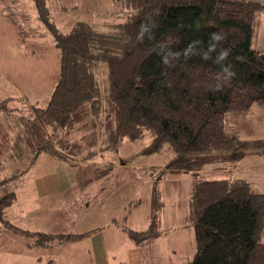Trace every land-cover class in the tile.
<instances>
[{
	"label": "trees",
	"instance_id": "trees-1",
	"mask_svg": "<svg viewBox=\"0 0 264 264\" xmlns=\"http://www.w3.org/2000/svg\"><path fill=\"white\" fill-rule=\"evenodd\" d=\"M32 1L60 49L49 100L24 120L21 138L33 160L45 153L76 163L126 139L152 137L145 152H173L168 170L195 174L186 225H194L196 252L188 264H264V193L244 180L198 175L207 165L264 152V138H242L226 126L228 114L264 99V51L252 46L264 0H112L121 24L100 30L79 23L67 33L50 20L53 0ZM27 168L0 181L2 221ZM156 198L154 187L149 227L128 228L138 245L163 232ZM21 230L45 245L83 235Z\"/></svg>",
	"mask_w": 264,
	"mask_h": 264
},
{
	"label": "rangeland",
	"instance_id": "rangeland-1",
	"mask_svg": "<svg viewBox=\"0 0 264 264\" xmlns=\"http://www.w3.org/2000/svg\"><path fill=\"white\" fill-rule=\"evenodd\" d=\"M50 11V20L62 33L79 23L106 30L123 22V13L112 0H53ZM252 46L264 51V9L255 16ZM59 73L57 40L38 18L33 1L0 0V181L28 167L23 173L25 181L7 210V218L0 220V264H92L87 258L89 241L70 244L55 239L48 245L39 244V235H29L21 228L68 234L100 226L109 229L114 222L144 230L150 225L154 187L163 231L156 243L166 259L163 264H188L196 252L194 225H186L193 175L168 170L175 157L173 152H145L152 137L126 139L116 149H103L76 163L45 153L33 160L32 150L21 138L24 120L34 113L36 106L46 105ZM96 75L105 104L107 62L97 63ZM22 95L27 96L23 103L18 101ZM23 104L24 107L19 106ZM250 109L263 112L264 100L255 102ZM251 115L249 110L228 114L229 132L264 136V115H258V119H263L259 126L251 124ZM252 126L255 133L250 131ZM4 128L9 129V134ZM4 136L11 138L9 148L3 142ZM237 163L238 170L233 175H215L214 165H207L199 174L208 178H243L252 190L263 192L264 152L248 153ZM53 175L60 179L52 182ZM88 175L93 179L89 180ZM99 183L110 192L102 207L90 211L83 202V194ZM261 239L264 240V229Z\"/></svg>",
	"mask_w": 264,
	"mask_h": 264
},
{
	"label": "crops",
	"instance_id": "crops-1",
	"mask_svg": "<svg viewBox=\"0 0 264 264\" xmlns=\"http://www.w3.org/2000/svg\"><path fill=\"white\" fill-rule=\"evenodd\" d=\"M7 82L9 83V79H7ZM10 83H12L13 85L14 83L13 80L10 81ZM26 97L27 96L22 95V97L18 98L19 99L18 101L23 103L24 98ZM19 106L24 107V104ZM249 112L252 114L249 117V120H252L251 124L252 125L255 124V126H259V124L263 121V119H258V115H260V113L264 115V111L260 113H256L254 110L249 109ZM255 126H252V129H250L252 133H255L256 131V129H253ZM5 128L8 127L5 126ZM5 131L6 133L9 134V129H5ZM235 131L238 132V130ZM240 137L248 138V139L264 138V136H240ZM3 142H5L7 144V147L9 148L12 141L9 136H4ZM251 154H256V152H251ZM244 157L242 159H244ZM236 163L219 162L211 165H214L213 169L217 168L216 173L214 174L218 176H222L227 173L231 175L235 174V172L238 170L237 168L238 163L237 164ZM202 170L199 171L198 174L203 173ZM183 173H191L193 175L191 182V184L193 185L194 173L193 172H183ZM253 174L255 173H252V175ZM20 178H21V183H20L21 185L18 186L16 191L22 186L26 176L22 175ZM52 178H53L52 182H56L57 180L60 179V177H57V175H53ZM88 179L92 180L93 177L88 175ZM229 179L237 180L234 178V176H231ZM240 180H244V179L240 178ZM260 182L261 181H258L257 183ZM109 190L110 189H108L107 187L104 186V184L101 183H99L97 187L94 186L90 188L87 192L83 194V202L86 204V208L90 211H95L100 207H102L105 204L107 193L110 192ZM257 192H261V191H257ZM151 207H152V203H151ZM108 228L109 229L100 226V227H94L91 230H86L83 232H72L73 234H83V235L67 241L70 244H77L83 241L85 242L89 241L90 246L87 250V258L89 259V261H91L92 264H163L165 263L166 259L162 256L161 252L159 251V248H157L158 246L156 243L157 239L153 240V242L150 245L145 247L143 245L136 244L128 234V228L135 230H138V228L131 226L123 227L120 226L119 224H115L114 222ZM162 235L163 232L157 238H160Z\"/></svg>",
	"mask_w": 264,
	"mask_h": 264
}]
</instances>
